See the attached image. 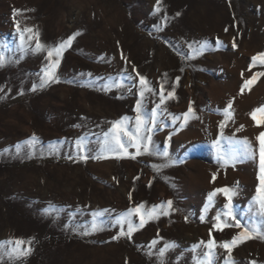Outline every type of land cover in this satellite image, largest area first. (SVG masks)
Masks as SVG:
<instances>
[{
    "label": "rangeland",
    "instance_id": "1",
    "mask_svg": "<svg viewBox=\"0 0 264 264\" xmlns=\"http://www.w3.org/2000/svg\"><path fill=\"white\" fill-rule=\"evenodd\" d=\"M17 23L36 29L45 50L21 54ZM75 33L59 57V82L40 87L47 49ZM0 44L8 61L0 67V242L19 238L32 248L16 264H198L207 251L194 247L200 241L219 245L240 231L213 228L226 201L218 194L210 203L208 196L224 186L237 193L241 223L260 229L233 249L235 264H264V220L252 204L264 123L251 115L264 107V75L241 93L246 79L264 72L259 63L249 71L252 57L264 52V0H0ZM133 65L153 89L143 99L146 119L159 104L161 84L165 95L174 88V98L158 109L149 151L117 158L102 153L100 142L112 121L127 116L129 130L134 126L140 97ZM190 103L194 114L181 128ZM79 138L87 153L78 151ZM245 138L255 156L244 155ZM215 140L225 154L237 150L235 163L218 160ZM165 149L168 157L160 154ZM168 200V215L131 238L113 239L121 227L116 219L129 208L159 210ZM94 220L98 231H91ZM173 242L160 257L158 250ZM226 256L218 246L213 264H225Z\"/></svg>",
    "mask_w": 264,
    "mask_h": 264
},
{
    "label": "snow or ice",
    "instance_id": "2",
    "mask_svg": "<svg viewBox=\"0 0 264 264\" xmlns=\"http://www.w3.org/2000/svg\"><path fill=\"white\" fill-rule=\"evenodd\" d=\"M157 3L159 4V0H157ZM157 11H159V8H157ZM179 15V13H177ZM227 31V29H225ZM17 33L19 35L20 40V51L21 54H23L25 51L31 52V53H40L45 50V45L40 40V34L39 32L34 28H24L21 30L19 24L17 23ZM25 33H28L27 36H25ZM79 35V33H75L72 36H69L67 40L61 42L60 44L47 49V60L48 64L43 69V75L41 77V83L40 87L48 86L51 83L59 82L57 75H56V69L59 66L60 59L59 57L62 56L64 50L68 47H71L73 40L76 38V36ZM34 43V47H32V43ZM205 44H201V49H203ZM217 45H219L221 42L217 39L216 41ZM5 47V45L0 44V48ZM191 47V45H189ZM233 48L236 47V44L233 43ZM122 58L126 59L123 57ZM8 61L4 57L3 53L0 52V67L6 66ZM264 65V52L257 53L252 57V64L249 65V71L257 64ZM133 72H135L136 77H138V86H139V97L140 99L137 100L136 106H135V118H134V126L132 130H129V124L131 123V118L124 116L119 120H115L111 122V127L108 129V131L103 133V139L100 142V151L102 153H108L116 156L117 158H122L125 156H130L132 159L136 158V155H140L141 149H143V152L149 151V144L151 143L152 137L151 133L153 131V128L157 126V114L158 109L160 108V105L165 104L166 100L174 98V88L173 91H170L165 95V89L164 85H160V93H159V104L156 105L151 110V115L149 118H145L144 112H143V99L145 97L146 92H153V89L149 85V81L139 74L138 71H136L135 66L133 65ZM243 75V73H242ZM264 75V72L261 73H254L249 79H246L244 81V84L241 87V93L244 92L245 89H250L251 85L255 82V79L257 76ZM129 79H132L131 76H129ZM179 80V77H177V81ZM114 86L117 88L123 87L122 82H114ZM33 91L36 90V85H33ZM232 110V101L228 102L227 107L225 108V114L226 119L231 117ZM194 114V110L191 106V103L189 104L187 112L183 113V123H181L180 127L182 128L185 123H187L190 115ZM252 118L257 121L258 124L264 123V107L255 109L252 113ZM176 119H179V117H175L173 119V123H175ZM226 126V123L224 121L221 122L220 128L221 133L223 131V128ZM243 127V125L241 126ZM32 139H35V134H33ZM257 139L260 141V162H259V173H258V180L259 184L256 189V195L253 198L252 204L256 206L257 210L255 213H253L254 216L260 217L262 220H264V133H261L260 136L257 137ZM213 146L216 148L218 160L223 164L227 165L229 162L235 163L237 156L239 153L236 149L232 150L231 155L225 154L220 149V141L215 140L212 142ZM239 143V142H238ZM244 145L246 146V151L244 155L246 156H255V153L251 151V145L245 138L243 141ZM76 147L78 151L82 153H87V145L84 143L82 138L77 139L76 141ZM129 147H135L136 153L132 154L129 153L128 148ZM17 151H20L19 148H17ZM164 157H168L169 153L165 149L162 153H160ZM71 158V157H69ZM82 160H87L89 158L88 154H83L79 157ZM93 159H106L109 158L106 155H97L93 156ZM155 167V166H154ZM217 177L216 173H212V182H215ZM222 195L225 198V203L223 204V208L220 212L217 213L215 216V223L213 224V228L217 231H224L225 228L229 227H235L237 229H240L239 232L234 235L231 240H226L220 243L219 245L215 241L214 238H210L207 242L200 241L198 245H195L194 247L204 246L207 251L203 253L202 258L198 261V264H213L214 262V252L215 249L219 246L222 247L226 253L227 256L225 259V264H235L234 259L232 257V251L233 249L238 246L239 244L245 242L249 239H255L257 238L256 235H253L254 232H257L259 234V227H253L250 228L248 226H245L241 223V220L237 218V214L234 212V206H233V198L237 194L236 191L228 186L215 188L208 196V200L211 203L213 199L218 195ZM129 198H131V193H129ZM167 207L160 206L159 210L157 209V206H153L151 209L145 210V205L143 203L133 207L129 208L127 212L124 215H121L116 219V223L120 225V232L117 236L113 237V239H118L120 236H127L131 238L132 234L137 230L138 227H143L149 220L158 218L159 215H168L170 210L172 209L173 201L168 200L166 202ZM107 211V210H105ZM249 213L253 212L252 206L250 205L248 209ZM104 213H96L94 215H103ZM137 216L139 219V224H134L132 217ZM204 217L201 216V220H203ZM124 225L127 226V230H124ZM91 231H98L100 230L98 225L96 224L95 220L90 226ZM211 229H210V235H211ZM87 234V233H86ZM260 238L264 239V235H261ZM25 241L23 239H15V240H8L4 242H0V248H4V251H0V262H3L5 259L9 261V264H16V262L23 260L26 258L32 251L31 248V242H27V246H25ZM153 245L157 243V241L152 242ZM8 245H11V247H6ZM174 246V242L170 244H166L163 248H160L158 250V254L160 257H164L167 250ZM250 264H256V261H251Z\"/></svg>",
    "mask_w": 264,
    "mask_h": 264
}]
</instances>
